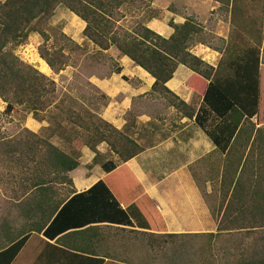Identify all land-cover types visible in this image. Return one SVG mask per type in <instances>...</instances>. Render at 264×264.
I'll return each mask as SVG.
<instances>
[{"label":"crops","instance_id":"crops-1","mask_svg":"<svg viewBox=\"0 0 264 264\" xmlns=\"http://www.w3.org/2000/svg\"><path fill=\"white\" fill-rule=\"evenodd\" d=\"M188 2L195 5L198 0ZM208 3L212 8L220 6L213 0ZM193 12L188 11L187 16H194ZM170 18L178 25L186 21L183 13L171 14ZM80 25L82 33L85 23ZM147 27L164 38L173 34V29L158 19L151 20ZM221 46L212 48L198 43L191 47L190 53L216 69L227 43ZM112 51H116L115 62L112 61L117 63L119 71L88 79L104 100L97 114L91 112L119 132L131 127L126 135L129 137L132 132L129 139L134 137L133 141L143 151L125 163L119 162L113 152L107 160H102L103 157L94 162L96 153L83 147L78 168L66 174L71 185L60 181L51 190H37V193L32 190L26 195L21 189L12 190L13 195L21 197L13 200L12 209V216L20 222L17 234L26 239L10 264H208V261L234 264L238 251L259 232L248 229L260 223L257 219L253 221L252 216L264 211L261 102L257 116L250 122H241L229 140L232 126L226 120L210 116L199 122L196 114L184 116L172 106V96L152 92L154 78L115 49L105 54ZM263 59L261 48V69ZM41 67L49 71L45 62ZM191 79L189 86L187 82ZM208 84L180 65L166 87L179 101L188 104L193 89L203 95ZM33 121L38 131L40 127ZM109 161L117 167L106 173L102 166ZM100 181L120 208L130 214L132 227L91 221L86 226H70L54 236L55 227L50 228L52 236L44 235L64 205L51 216L59 200L66 202ZM40 203L41 209L36 210ZM65 210L62 218L69 223L101 214L97 208L90 210L77 204ZM225 211L229 215L223 220ZM48 217L50 221L40 231L42 219ZM223 221L231 230L219 233ZM251 231L254 233L250 235ZM148 239L155 242L167 239L168 243L158 248L156 244L150 245ZM5 260L0 257V264Z\"/></svg>","mask_w":264,"mask_h":264},{"label":"trees","instance_id":"trees-1","mask_svg":"<svg viewBox=\"0 0 264 264\" xmlns=\"http://www.w3.org/2000/svg\"><path fill=\"white\" fill-rule=\"evenodd\" d=\"M153 0H4L0 1V99L6 103V112L11 113L14 108L22 107L34 117L39 116L52 108H60L61 102L55 104V83L39 73L32 66L22 62L15 55V49L26 44L30 35L41 36L48 40V22L53 17L58 7H63L85 23L82 32L87 42L96 50L94 54L100 58L110 49H115L123 57L130 59L137 67L147 72L155 83L152 92L174 98L172 106L181 111L184 116L192 117L196 114V121L208 117H221L232 126L229 130V140L237 131V126L242 122H250L259 112L261 96L262 70L260 63L262 37L260 34L248 35V40L242 42L240 35L232 36L227 43L223 56L216 69L207 66L199 58L190 53L195 36L201 31L193 22L186 20L183 24L170 23L173 34L164 38L146 26L154 18L150 16L146 21H134L132 25L123 22L126 15L131 14V9H140L145 5L150 8ZM224 10H230L234 25L240 27V0H213ZM239 4V5H238ZM245 22V20H242ZM243 30V29H242ZM244 31V30H243ZM248 34V33H247ZM77 47H79L77 45ZM41 59L48 65L52 72L62 71L67 64V57L60 51L50 52L45 47L39 50ZM105 56V55H104ZM112 62V60H110ZM183 65L195 74L208 81L209 84L203 95L194 91L188 104L179 101L167 89L166 84L173 78L177 68ZM113 69L109 72H118L117 63L112 62ZM193 79L187 84L192 86ZM204 84H202L203 87ZM203 97V98H202ZM202 99V100H201ZM72 104L73 101H72ZM68 118L74 122L82 132L83 147L96 153L94 162L98 160L96 147L106 143L108 148L119 162L125 163L143 151L134 141L130 140L125 131L119 132L111 125L100 119L95 113L85 111L75 114L68 109ZM69 119V121H70ZM59 129V128H58ZM57 130V129H56ZM23 135L15 138L10 143H5L3 154L8 155L12 170L19 174V188L23 195L35 190H51L60 181L69 185L71 180L66 176L78 168L81 155L66 153L52 144L47 138L38 137L28 129ZM75 134H78L75 131ZM79 136V135H78ZM81 136V134H80ZM6 159V160H7ZM117 164L112 161L102 166L106 173L114 171ZM13 175L12 177H15ZM33 193V192H32ZM21 198V197H19ZM17 198V199H19ZM35 196L32 197L34 199ZM59 200L52 210L51 216L61 207L54 219L47 226L45 236H52L50 228L55 227L54 235L62 234L70 226H86L91 221L107 222L116 225L133 226L130 214L120 208L112 197L106 185L100 181L85 193L76 195L64 202ZM83 205L88 209L97 208L100 213L79 220L67 222L63 219L65 209L72 205ZM41 203L36 210L41 209ZM94 211V210H93ZM225 211L223 220L228 217ZM253 221L260 220L258 225L250 230H258L257 237L248 245H244L237 255L234 264H264V211H258L253 216ZM50 221V217L41 221L40 231ZM65 221V222H63ZM256 224V223H255ZM148 228L147 225L143 226ZM5 230V231H4ZM231 230L224 226V221L218 228L219 233ZM39 231V232H40ZM10 227L0 232V257L10 264L22 247L26 236L18 235ZM251 231L249 234H253ZM21 238V240H18ZM212 239V237H211ZM16 242V243H15ZM152 246L165 247L167 239L152 241ZM7 249H5L7 247ZM212 264V261H208Z\"/></svg>","mask_w":264,"mask_h":264},{"label":"rangeland","instance_id":"rangeland-1","mask_svg":"<svg viewBox=\"0 0 264 264\" xmlns=\"http://www.w3.org/2000/svg\"><path fill=\"white\" fill-rule=\"evenodd\" d=\"M240 9L239 28L241 29H237L238 26H235L232 22L230 10H224L222 6L217 5L212 8L208 0H198L195 5L190 4L188 0H153L149 9H146L145 5L141 6L140 9H131V14L126 15L127 19L123 22V25L128 28L127 24L132 25L134 21H146L145 19L150 16H157L154 20L158 19L169 25L173 23L170 18L171 14L183 13L185 20L193 22L201 31L200 35L195 36L193 39L192 46L203 43L212 48H218V46L223 47L225 45L221 46L223 43H228L232 36L240 35L242 42H244L248 40V35L260 34L264 56V0H240ZM188 11H194V16L188 17ZM163 14L166 17H163ZM242 20H245V22H242ZM149 22L151 20L146 23V26ZM81 23L84 24L78 17L63 7H58L48 22V40L45 41L38 34H32L26 44L19 46L14 51L22 62L32 66L55 83V104L58 101L63 102H61L60 108H52L42 113L38 119L22 107L14 108L11 113L6 112L7 105L0 99V232L6 227H10L13 232L17 233L20 224L12 216L13 200H17L19 196L13 195L11 192L22 188L19 186L20 175H16V171L12 170L9 159H7L9 154L6 156L3 154L5 143H10L12 139L14 140L23 135L24 129L35 130L36 128L32 123L34 120L38 123L36 125L40 127L38 131L35 130L36 132H34L38 137L49 139L52 144L66 153L72 152L80 155L85 138L83 137V139V133H79V130H77L78 127L74 123L76 120L72 117L71 119L75 120L72 122L66 112L70 109L75 114L84 115L85 111L89 110L97 114L100 105L104 104L103 98L98 96L93 90L88 79L91 76L103 77L108 75L113 69V61L111 62L110 60L114 58L116 51L104 53L105 56L102 55L100 58L97 57L94 54L96 49L91 43L86 41L81 33ZM41 47H45L50 52L60 51L61 54L65 55L68 59L66 67L58 73L52 72L49 67V71H45L41 67V63L44 62L39 54ZM261 70L260 107L263 113L264 67ZM72 101L74 104H72ZM129 129H126L125 135ZM75 131L78 134H75ZM131 136L132 132L129 133V138ZM134 139L133 137L130 140L133 141ZM102 146L103 144L98 146L101 149L100 152L97 151L98 160L103 157L102 160H107V157L111 156V150L106 148L107 146ZM13 175L16 176L12 177Z\"/></svg>","mask_w":264,"mask_h":264}]
</instances>
